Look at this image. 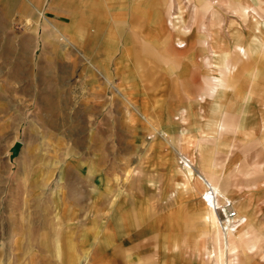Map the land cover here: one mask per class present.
Here are the masks:
<instances>
[{
  "label": "rangeland",
  "instance_id": "obj_1",
  "mask_svg": "<svg viewBox=\"0 0 264 264\" xmlns=\"http://www.w3.org/2000/svg\"><path fill=\"white\" fill-rule=\"evenodd\" d=\"M52 1L0 0V264H264V0Z\"/></svg>",
  "mask_w": 264,
  "mask_h": 264
},
{
  "label": "crops",
  "instance_id": "obj_2",
  "mask_svg": "<svg viewBox=\"0 0 264 264\" xmlns=\"http://www.w3.org/2000/svg\"><path fill=\"white\" fill-rule=\"evenodd\" d=\"M55 1L56 0H53L52 2H55ZM213 60H215V58H213ZM228 60L229 59H221V60H219V63L221 61V64H223L221 66H224L226 63H228ZM233 63H234V65L237 66V71L239 74L241 72L245 71L246 69H248V67L253 64L255 67V70H256L254 72V75H256L255 78L259 82H261V81L264 82V71L260 70V69H264V57H262L261 59H258V60H254L252 63H250V57H246L244 59V61L235 60ZM16 71L21 73L20 69L16 70ZM14 79H16V78L10 77V78H6V79H0V86L2 85V83L16 82L15 84H19V83L22 84L24 82L23 79H21V80H18V79L14 80ZM243 86L244 85H239L238 91H240ZM12 87H13V85H12ZM177 89H178L177 87L174 88V91L176 93L178 91ZM15 90L21 91L20 97H23V95L27 96V88H25V85H22L20 90H17V89H15ZM246 93L250 94V100H249L248 106L255 108V111H256V114L254 115V119L252 120V123L256 127V133H255L256 135L255 136L257 139L259 138L260 140H264V87L258 86L256 83H254V84L249 85L247 87ZM225 95H227V94H225ZM219 100H222V97H220ZM249 119L250 118L248 117L246 120L249 121ZM122 260L123 259L119 260L118 263L124 264L125 261H122ZM127 264H129V263H127Z\"/></svg>",
  "mask_w": 264,
  "mask_h": 264
},
{
  "label": "built area",
  "instance_id": "obj_3",
  "mask_svg": "<svg viewBox=\"0 0 264 264\" xmlns=\"http://www.w3.org/2000/svg\"><path fill=\"white\" fill-rule=\"evenodd\" d=\"M205 196L207 197V198L204 197V200H205L206 202L208 201V202H210V203H212V204H213V201H214V203L216 202V197H215V195L213 194V191H212L211 189H208V190H207ZM216 208H218V207H216ZM223 212H225L224 215H225V217H226L227 219H233L234 216H235V213H234V211H233V209H232V206H231V204H230L229 202H227V203L225 204V211H223Z\"/></svg>",
  "mask_w": 264,
  "mask_h": 264
},
{
  "label": "water",
  "instance_id": "obj_4",
  "mask_svg": "<svg viewBox=\"0 0 264 264\" xmlns=\"http://www.w3.org/2000/svg\"><path fill=\"white\" fill-rule=\"evenodd\" d=\"M19 146H20V144H19V143H16V144L14 145V147L12 148V154H13L14 156L17 155L18 150H19Z\"/></svg>",
  "mask_w": 264,
  "mask_h": 264
},
{
  "label": "bare ground",
  "instance_id": "obj_5",
  "mask_svg": "<svg viewBox=\"0 0 264 264\" xmlns=\"http://www.w3.org/2000/svg\"><path fill=\"white\" fill-rule=\"evenodd\" d=\"M179 47H183V45L182 46H179ZM221 72V71H220ZM223 92H225V91H223ZM221 97V96H220ZM203 180V179H202ZM216 189V188H215ZM206 195V193L204 194V196ZM205 198H207L206 196H205ZM203 200H204V198H203ZM205 201V200H204ZM207 206H209L210 208H211V205H212V203H208V201H207V203H205ZM212 209V208H211ZM215 211V210H214ZM211 213L213 214V216L215 215L214 214V212H213V210L211 211ZM214 219H215V216H214Z\"/></svg>",
  "mask_w": 264,
  "mask_h": 264
}]
</instances>
